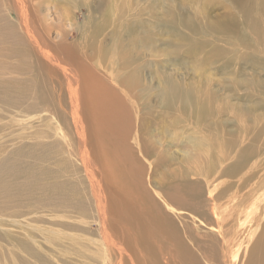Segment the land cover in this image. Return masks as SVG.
Returning a JSON list of instances; mask_svg holds the SVG:
<instances>
[{"label": "rangeland", "instance_id": "1", "mask_svg": "<svg viewBox=\"0 0 264 264\" xmlns=\"http://www.w3.org/2000/svg\"><path fill=\"white\" fill-rule=\"evenodd\" d=\"M39 3L32 6L35 15L47 5L54 20L51 40L59 41L62 27L72 49L92 66H103V54L115 50H126L133 61L140 60L139 54L151 53L154 60L161 53L169 56L170 81L184 87V103L166 98L144 107L145 137L156 132L151 123L145 124L151 112L165 130L166 120L172 129L184 128V162L181 145H174L165 168L178 173L184 165L187 184L191 178H205L208 166L213 168L209 179L214 178L220 159L228 160L223 168L239 169L232 180L222 176L218 181L244 183L237 195L246 201L250 214L243 216L247 224L242 223L252 226V239L234 255L223 251L220 238L217 257L221 263L247 264L250 256L251 264H264L259 240L264 219L261 227L254 226L264 208V0ZM101 20L107 22L100 38H92L101 42L94 52L84 30ZM16 22L12 0H0V264H105L108 252L101 247L97 212L90 205L95 195L82 172L71 129L67 80L60 74V86L49 75L45 61L24 44ZM153 68L160 69V64ZM137 154L146 165L148 188L158 191L162 174L150 182L149 159ZM186 154L208 163L197 166ZM210 210L208 221H214ZM170 214L179 223L180 213ZM184 214V223L211 244L217 236L211 225H204L201 216Z\"/></svg>", "mask_w": 264, "mask_h": 264}, {"label": "bare ground", "instance_id": "2", "mask_svg": "<svg viewBox=\"0 0 264 264\" xmlns=\"http://www.w3.org/2000/svg\"><path fill=\"white\" fill-rule=\"evenodd\" d=\"M12 5L24 44L45 61L49 75L60 86L64 84L60 74L67 80L71 129L78 144L76 150L82 172L95 195L90 205L97 212L101 247L108 252L105 264H227L225 259L221 263L217 257L220 238V246L227 253L237 255L246 249L245 244L252 239V226L245 227L243 216L249 217L250 213L246 201L237 195L245 185L240 183L241 179L218 181L222 176L232 180L239 169L223 168L228 160L220 159L214 178L209 179L213 168L208 166L205 178L194 177L187 184L184 165L178 173L165 168L170 166L174 145H181L178 151L184 162V128L172 129L174 126L166 120L165 130L159 127V116L151 112L145 124L151 123L156 132L145 137L147 130L141 118L146 114L144 107H152L156 99L169 98L174 103H184V87L170 81L169 56L161 53V58L154 60L151 53L139 54L140 60L133 61L126 50H115L103 54L104 67L92 66L72 49L74 44L69 43L62 27L59 41L51 40L54 20L50 18L49 6L35 15L36 9L34 13L32 6L40 5L39 0H12ZM173 17L178 15L174 13ZM106 22L101 20L84 30L85 35L90 34L88 47L94 52H98L101 42L92 38H100ZM154 64H160V69L153 68ZM97 118H101L102 125ZM163 132L171 139L162 135ZM138 152L149 159L150 182L162 174L158 191L148 188L146 165L139 159ZM186 155L195 158L197 166L208 163L196 155ZM208 208L215 215V222L208 221ZM170 211L180 213L179 223ZM184 212L207 219L199 220L211 225L212 235L217 233L211 244L207 242L208 236L205 242L200 238L202 234L199 237L198 231L195 233L189 223H184ZM263 219L264 208L254 226L261 227ZM259 240L264 244V232ZM251 260L249 256L247 264H251Z\"/></svg>", "mask_w": 264, "mask_h": 264}]
</instances>
